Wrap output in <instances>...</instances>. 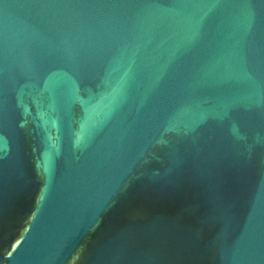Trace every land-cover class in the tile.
Masks as SVG:
<instances>
[{
    "label": "water",
    "instance_id": "water-1",
    "mask_svg": "<svg viewBox=\"0 0 264 264\" xmlns=\"http://www.w3.org/2000/svg\"><path fill=\"white\" fill-rule=\"evenodd\" d=\"M0 264H264V0H0Z\"/></svg>",
    "mask_w": 264,
    "mask_h": 264
}]
</instances>
